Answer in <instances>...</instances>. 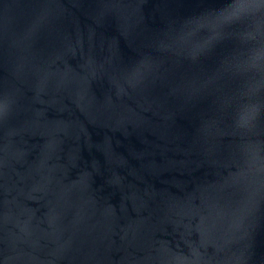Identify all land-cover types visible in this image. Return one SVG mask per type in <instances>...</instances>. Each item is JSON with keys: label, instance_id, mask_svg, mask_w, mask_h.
<instances>
[{"label": "water", "instance_id": "obj_1", "mask_svg": "<svg viewBox=\"0 0 264 264\" xmlns=\"http://www.w3.org/2000/svg\"><path fill=\"white\" fill-rule=\"evenodd\" d=\"M0 264H264V0H0Z\"/></svg>", "mask_w": 264, "mask_h": 264}]
</instances>
